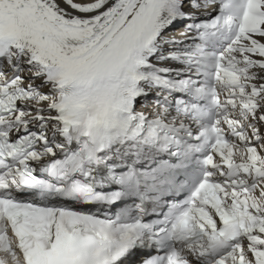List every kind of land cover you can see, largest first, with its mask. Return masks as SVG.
Returning <instances> with one entry per match:
<instances>
[{"label":"snow or ice","instance_id":"snow-or-ice-1","mask_svg":"<svg viewBox=\"0 0 264 264\" xmlns=\"http://www.w3.org/2000/svg\"><path fill=\"white\" fill-rule=\"evenodd\" d=\"M0 264H264V0H0Z\"/></svg>","mask_w":264,"mask_h":264}]
</instances>
